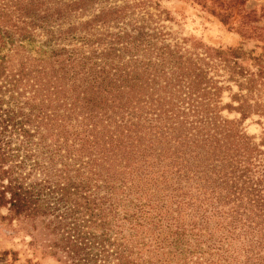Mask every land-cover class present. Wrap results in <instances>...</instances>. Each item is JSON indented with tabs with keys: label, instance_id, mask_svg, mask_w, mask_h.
<instances>
[{
	"label": "trees",
	"instance_id": "obj_1",
	"mask_svg": "<svg viewBox=\"0 0 264 264\" xmlns=\"http://www.w3.org/2000/svg\"><path fill=\"white\" fill-rule=\"evenodd\" d=\"M129 1L0 0L1 220L39 222L60 264H264L238 130L264 116L262 58L170 42L159 0Z\"/></svg>",
	"mask_w": 264,
	"mask_h": 264
},
{
	"label": "rangeland",
	"instance_id": "obj_2",
	"mask_svg": "<svg viewBox=\"0 0 264 264\" xmlns=\"http://www.w3.org/2000/svg\"><path fill=\"white\" fill-rule=\"evenodd\" d=\"M147 4L156 0H143ZM131 2V0L129 1ZM156 7L162 16L171 20L159 24L167 32L170 42L186 40L185 48L195 42L212 49L240 48L253 57H261L264 64V31H253L252 27L264 26V0H159ZM156 8H151L154 13ZM232 11L233 17L227 24H222L218 12ZM85 16L84 19H87ZM257 20V22H255ZM250 23H249V22ZM39 38H37L38 40ZM45 57L37 55L34 50L25 52L13 58ZM245 63V62H244ZM249 64H252L250 62ZM248 66V64H247ZM255 67L251 65V69ZM232 93L237 92L233 83ZM259 87L257 101L264 103V84ZM229 92L221 95V106L232 104ZM254 100H251L253 102ZM234 106H236L234 104ZM222 117L232 120L238 118L234 111H222ZM239 125V124H238ZM239 131L259 150V161L264 164V116L253 115L245 119ZM1 215H6L1 211ZM48 238L39 222L29 220H1L0 218V264H60L51 258L46 248ZM7 252L5 260L2 253Z\"/></svg>",
	"mask_w": 264,
	"mask_h": 264
}]
</instances>
